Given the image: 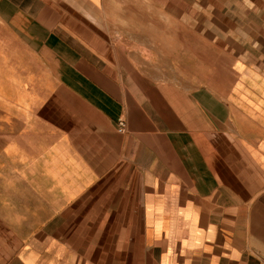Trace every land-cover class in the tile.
I'll use <instances>...</instances> for the list:
<instances>
[{
  "label": "crops",
  "instance_id": "1",
  "mask_svg": "<svg viewBox=\"0 0 264 264\" xmlns=\"http://www.w3.org/2000/svg\"><path fill=\"white\" fill-rule=\"evenodd\" d=\"M113 1L0 0V264H264V0Z\"/></svg>",
  "mask_w": 264,
  "mask_h": 264
},
{
  "label": "rangeland",
  "instance_id": "2",
  "mask_svg": "<svg viewBox=\"0 0 264 264\" xmlns=\"http://www.w3.org/2000/svg\"><path fill=\"white\" fill-rule=\"evenodd\" d=\"M210 4L212 7H208ZM110 5H112L113 9L114 6H118L120 14H123L122 12L126 8L136 11L149 10L152 12V16H157L156 13L161 12L165 16L166 21H168L167 24L171 22L167 25L168 27H179L178 31L181 34L184 47L190 44L192 38L193 42H195L196 36L200 47H202V45L206 44L209 28H214L210 24L213 15L215 16L213 13V0H118V2L113 1L112 4L108 3L109 7ZM153 22L157 27L163 26L161 17L152 19V28L155 26ZM167 32H171V29L169 28ZM152 62L156 63V65L153 64L152 66L158 72L159 67L157 64L159 60Z\"/></svg>",
  "mask_w": 264,
  "mask_h": 264
},
{
  "label": "built area",
  "instance_id": "3",
  "mask_svg": "<svg viewBox=\"0 0 264 264\" xmlns=\"http://www.w3.org/2000/svg\"><path fill=\"white\" fill-rule=\"evenodd\" d=\"M119 125H120V128H119V130L121 131V130H122V128H123V123H121V122H120V124H119Z\"/></svg>",
  "mask_w": 264,
  "mask_h": 264
}]
</instances>
